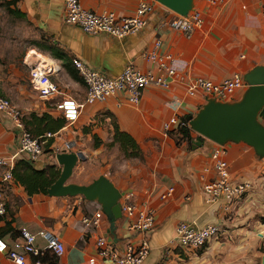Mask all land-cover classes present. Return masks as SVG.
Listing matches in <instances>:
<instances>
[{"label": "crops", "instance_id": "1", "mask_svg": "<svg viewBox=\"0 0 264 264\" xmlns=\"http://www.w3.org/2000/svg\"><path fill=\"white\" fill-rule=\"evenodd\" d=\"M79 1L87 9L127 16L134 12L141 0ZM153 3L154 11L149 15L147 25L123 38L91 35L65 24L62 20L63 0H19L17 7L26 13L44 40L34 45L35 50L28 55H32L31 52L37 55L34 63L38 58L43 60L41 55L49 64L52 59L57 62L60 71L53 78L63 91L79 102L84 101L86 88L82 80L70 76L64 66L67 62L74 67L73 57L110 77L119 75L128 63L144 70L152 67L153 64L141 58L140 53L150 49L156 38L162 42L159 51L171 52L175 57L178 72L169 88L150 85L143 90L137 104L128 103L123 93H116L102 102L85 103L76 122L65 124L53 133L51 143L43 146L41 157L31 162L36 169L55 165L61 171L51 147L70 141L71 152L83 155L74 167L87 173V167L92 166L82 182L89 184L101 175L107 177L120 192L130 193L132 201L139 205L145 202L154 209L155 228L149 233L130 230V219L122 214L115 222V239L110 240L107 233L109 219L98 201L87 200L81 195H28L14 178L2 184L0 168V187L6 202L5 211L0 215V236L11 242L15 238L12 231L21 226L32 232L49 229L65 245V252L58 257L57 264H115L98 255L95 241L100 234L105 235L119 252L127 244L138 246L147 238L150 250L142 264H154L167 249L168 264H190L195 262L197 254L180 253L179 257L174 252L172 242L176 225L181 221L196 226L218 222L222 230L207 242L205 251L200 253L201 264H261L264 243L258 236L264 239L260 234L264 230V223L260 221L264 218V157H259L251 146L242 141H227L219 145L204 138L200 146L193 148L197 133L191 129L192 144L189 146L184 140L177 143L164 131L163 125L173 116L194 118L205 104L200 92L194 97L187 95V84L192 78L203 76L222 81L236 73L243 76L255 66H264V0H226L222 4L192 0V8L201 12L202 23L189 36L163 24L173 16V12L156 1ZM48 44L58 47L63 52L62 56L66 55L53 57ZM26 77L28 79V74ZM31 89L19 84V92L11 98L22 110L23 122L33 112L39 116L43 113L59 116L52 101L39 97ZM243 92H238L237 99L229 102L239 100ZM112 118L122 131L136 140L143 159H125L117 144L108 145L112 141ZM18 137L19 129L14 120L0 112V157L16 153ZM219 146L226 149L225 159L231 178L249 181L253 185L248 197L229 212L217 204L205 203L202 195L203 178L211 175V172H204V168L210 165V155ZM18 160L28 161L22 156L17 157L16 162ZM168 187L173 188L172 195L163 200L159 195ZM123 198L121 196L119 201ZM97 211L102 212L99 230L82 223L85 215L92 217ZM7 223L10 231L6 230ZM43 244L41 239L37 240L38 246ZM0 264L15 263L0 252ZM27 264H35L32 255H28Z\"/></svg>", "mask_w": 264, "mask_h": 264}, {"label": "built area", "instance_id": "2", "mask_svg": "<svg viewBox=\"0 0 264 264\" xmlns=\"http://www.w3.org/2000/svg\"><path fill=\"white\" fill-rule=\"evenodd\" d=\"M206 1L211 4H222L226 0ZM153 2L155 1L141 0L132 14L122 16L113 11L98 12L84 8L79 0H63L62 20L65 24L76 26L87 34H106L115 38H123L129 34L137 33L147 25L149 15L154 11ZM201 23V12L197 8H192L186 15L173 12L171 18L163 21V24L179 30L187 36ZM161 43V39L156 38L150 49H145L140 53L141 58L153 64L152 67L144 70L128 63L115 77L107 76L100 70L88 66L80 58L73 57L71 62L86 88L85 99L82 102L59 87L53 77L59 73L60 67L53 59L51 64H47V61L41 59L30 66L29 84L39 97L52 101L51 103L58 111L59 116L65 119V124L71 125L78 119L85 103L102 102L116 93H123L128 103L137 104L146 87L154 85L164 89L169 88L172 80L177 76L178 67L175 65L176 59L171 52L161 53L159 51ZM246 88L247 84L243 76L238 73L222 81H213L203 76H197L187 84L186 93L189 97H194L200 92L205 103L209 99L225 102L232 100L238 92H242ZM0 112L11 117L19 129L16 153L0 157L1 183L6 184L13 180V169L17 157L22 156L31 162L38 160L43 154L44 144L54 134L48 132L42 136L33 137L24 126L22 110L1 95ZM179 128L190 129L189 120L173 116L163 125L164 131L168 133ZM71 149L70 141L51 147L54 158L55 154L71 152ZM225 153L226 149L221 146L212 151L210 165L204 168V172H211V175L207 179L203 178L202 195L205 203L217 204L223 211L229 212L237 208L248 197L253 185L249 181H238L231 178ZM172 192L173 188L168 187L160 193L159 197L165 200L172 195ZM122 196L124 197L120 201L122 214L130 219L128 228L138 233L153 231L155 228L154 209L145 202L139 205L132 201L130 193ZM5 208L4 193L0 187V215L4 213ZM101 217L102 212L97 211L92 217L85 215L81 221L83 224L99 230ZM221 230L222 226L218 222L196 226L188 221H181L174 229L173 247L178 248L182 253L197 251L212 237L219 235ZM17 233L11 242H7L0 236V252L15 264H27L28 255L39 256L48 251L59 257L65 252L64 242L49 229L32 232L26 226H21L17 229ZM38 239L44 242L42 246L37 245ZM95 244L98 255L115 264H142L150 250L147 238L138 246L127 244L121 252L115 250L103 234L97 236ZM168 251V249L164 250L154 264H168ZM177 254L180 257L181 254ZM90 260L92 261L93 258ZM34 263L38 264L39 261H34Z\"/></svg>", "mask_w": 264, "mask_h": 264}, {"label": "water", "instance_id": "3", "mask_svg": "<svg viewBox=\"0 0 264 264\" xmlns=\"http://www.w3.org/2000/svg\"><path fill=\"white\" fill-rule=\"evenodd\" d=\"M179 15H186L192 9V0H154ZM247 84L239 100L221 102L209 99L189 120L190 129L216 144L227 141L244 142L251 146L259 157H264V124L259 113L264 108V66H255L243 75ZM193 148L201 141H193ZM61 166L58 178L49 186L50 196L81 195L87 200H96L109 219L107 233L115 239L116 220L122 217L120 198L123 195L105 176L101 175L89 184L68 182L81 153L61 152L55 154ZM264 264V255L261 257Z\"/></svg>", "mask_w": 264, "mask_h": 264}, {"label": "trees", "instance_id": "4", "mask_svg": "<svg viewBox=\"0 0 264 264\" xmlns=\"http://www.w3.org/2000/svg\"><path fill=\"white\" fill-rule=\"evenodd\" d=\"M18 0H5L4 7L6 10L14 14L18 17H25L26 13L19 10V8L14 7L12 8L11 5L17 4ZM48 49L51 51L50 55L53 57L62 58L61 52L58 47L55 48L53 45L48 44ZM59 50V51H58ZM63 53V52H62ZM64 66L66 67L70 76L74 79L81 81L80 76L78 75L77 70L74 67H71L69 63H65ZM259 118L264 121V108L259 113ZM113 125V134H112V141L108 144L109 146L117 144L120 152L122 153L125 159L130 158H138L143 159V152L139 147L136 140L127 132L122 131L116 120L114 118L111 119ZM24 126L30 132L33 137H39L46 133H55L59 129H61L66 121L62 116L52 117L47 113H43L42 115H37L36 113H31L29 118L24 119ZM176 134L178 138L176 142L179 143L181 140H184L190 146L192 144L193 137L191 135V130L189 128H179L174 132H169V134ZM195 139L197 141H203L204 137L200 135H196ZM52 141V137L48 138L47 142L44 145H49ZM95 145H97V141L95 138ZM60 174V170L55 168V165H47L42 169H36L31 161L26 160H18L15 163L13 169V178L21 184L28 195H32L34 193H43L47 194V189L49 186L58 178ZM7 231L11 230L9 223H7L6 227ZM1 234V233H0ZM17 230L12 231V236H17ZM205 244L202 248L198 250V252H202L204 250ZM264 251V246L261 248ZM175 253H181L182 251L178 248L174 249ZM39 262H48L49 264H57L58 257L50 254L48 251H45L43 254L39 256H33V261Z\"/></svg>", "mask_w": 264, "mask_h": 264}, {"label": "rangeland", "instance_id": "5", "mask_svg": "<svg viewBox=\"0 0 264 264\" xmlns=\"http://www.w3.org/2000/svg\"><path fill=\"white\" fill-rule=\"evenodd\" d=\"M4 1L5 0H0V95L8 98L11 101V98L16 96V94L19 92V84L26 85L29 90L31 89L26 75L28 74L30 66L34 63L33 61L35 60V56L37 58V55H35L34 52H31L30 54L34 56V58L31 59V56L29 57L28 54L31 50H35L34 47L36 44H39V41L43 42L44 40L39 37L41 35L39 29L28 19L27 16L18 17L9 13L4 7ZM11 6L14 8L17 7V4ZM41 57L44 61H47V64H49L48 60L43 55H41ZM233 99H237V96H234ZM259 120L264 124L262 119L259 118ZM172 136L175 140L178 138V136H176L174 133ZM91 168L92 166H88L86 173V171H81L77 167H74L68 182L86 184V182L82 181L86 180L85 178L91 172ZM260 221L264 223V218H260ZM260 234L264 235V230H262ZM258 238L263 240L264 243V239L259 236ZM263 246L264 244L262 247ZM244 248L246 249L247 245H245ZM189 253L197 254V256H194L195 262L191 261L190 264H201L199 260L201 252L199 253L197 250Z\"/></svg>", "mask_w": 264, "mask_h": 264}, {"label": "bare ground", "instance_id": "6", "mask_svg": "<svg viewBox=\"0 0 264 264\" xmlns=\"http://www.w3.org/2000/svg\"><path fill=\"white\" fill-rule=\"evenodd\" d=\"M29 57L31 56V59H33L34 58V56H32V55H28ZM28 58V57H27ZM35 59V58H34ZM37 60H39V59H37Z\"/></svg>", "mask_w": 264, "mask_h": 264}]
</instances>
